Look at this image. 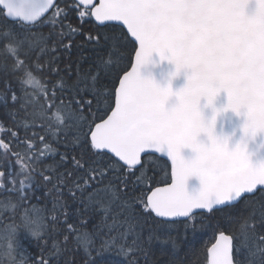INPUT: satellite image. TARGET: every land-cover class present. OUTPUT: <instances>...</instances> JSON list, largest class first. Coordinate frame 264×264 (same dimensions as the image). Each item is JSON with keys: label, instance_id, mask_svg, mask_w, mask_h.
Segmentation results:
<instances>
[{"label": "snow or ice", "instance_id": "obj_1", "mask_svg": "<svg viewBox=\"0 0 264 264\" xmlns=\"http://www.w3.org/2000/svg\"><path fill=\"white\" fill-rule=\"evenodd\" d=\"M0 23V264H182L208 231L204 264H264V0H0Z\"/></svg>", "mask_w": 264, "mask_h": 264}, {"label": "water", "instance_id": "obj_2", "mask_svg": "<svg viewBox=\"0 0 264 264\" xmlns=\"http://www.w3.org/2000/svg\"><path fill=\"white\" fill-rule=\"evenodd\" d=\"M253 10V6L250 5L247 11L251 12ZM130 70V69H129ZM175 72V68L173 65L167 64V62L161 63L157 56H153V62L150 63L146 68L141 70V74L155 79L157 83L161 86H167L169 82L171 83V87L173 92L179 91L183 88L187 83L186 75L181 72L179 75L171 78L170 73ZM214 105L217 109H223L227 105V95L226 93L221 92L219 96L216 98ZM206 117L211 115V109L205 108L203 109ZM244 122L243 114L237 115L230 110L224 112L222 117L217 118V132L219 133L221 130L225 135L232 136V141H238L239 137L242 135L241 128ZM221 125H223L221 129ZM234 134V135H233ZM182 155L185 159H190L192 153L190 150L185 149L182 152ZM199 182L195 179H192L187 184V190L191 194H195L199 190Z\"/></svg>", "mask_w": 264, "mask_h": 264}, {"label": "trees", "instance_id": "obj_3", "mask_svg": "<svg viewBox=\"0 0 264 264\" xmlns=\"http://www.w3.org/2000/svg\"><path fill=\"white\" fill-rule=\"evenodd\" d=\"M0 29H6L3 23H0ZM164 178V172H160V179ZM163 186V185H160ZM23 239V237H22ZM214 242V234L211 231L200 233L196 237H190L179 247L176 253L182 264H204V255L207 247ZM26 245H30L29 241H24ZM34 245H30V250Z\"/></svg>", "mask_w": 264, "mask_h": 264}]
</instances>
